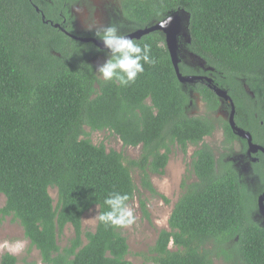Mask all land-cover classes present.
Here are the masks:
<instances>
[{"label": "trees", "instance_id": "obj_1", "mask_svg": "<svg viewBox=\"0 0 264 264\" xmlns=\"http://www.w3.org/2000/svg\"><path fill=\"white\" fill-rule=\"evenodd\" d=\"M88 0H0V218L16 221L41 264H132L123 230L97 220L84 234L82 218L94 207L106 210L111 192L137 187L158 195L150 175H163L174 147L193 148L192 177L149 249L152 264H264V226L255 220L257 196L248 190L230 160L239 141L227 120L216 119L224 101L205 82H178L161 32L139 40L149 44L155 66L135 83L120 87L95 74L97 52L76 34L73 9ZM109 23L124 34L150 27L160 18L188 14V53L208 71L180 62L185 77H207L226 91L235 107L236 126L264 148V0H115ZM57 26V27H56ZM97 40V39H96ZM190 92L204 103V116H190ZM226 105V104H225ZM228 108L229 105H226ZM108 131L125 147H140V157L125 161L87 138ZM221 148L205 143L217 130ZM264 181V156L253 164ZM56 190L54 205L49 190ZM163 198V197H162ZM167 202L166 199H164ZM73 237L60 248L67 227ZM23 264H36L28 259ZM0 264H18L5 253Z\"/></svg>", "mask_w": 264, "mask_h": 264}, {"label": "rangeland", "instance_id": "obj_2", "mask_svg": "<svg viewBox=\"0 0 264 264\" xmlns=\"http://www.w3.org/2000/svg\"><path fill=\"white\" fill-rule=\"evenodd\" d=\"M89 3L83 7L73 9L74 31L76 34H89L87 31L89 25L95 24L96 27L102 28L108 25L109 11L117 6L115 0H88ZM178 58L180 62L186 66L199 68L205 71L204 63L188 53L186 50V39L181 36L178 41ZM105 57L101 56L97 60V66L104 62ZM190 116H204L205 106L197 94L190 92ZM224 102L220 107L216 119L227 120L230 109ZM87 138L94 145H103L107 151L113 150L122 154L123 159L127 162L140 157V147H125L121 141L108 131L92 132L89 128H85ZM223 141V135L218 129L212 137L206 138L205 143L212 149H220ZM193 148H189L187 154L184 155L179 147H174L169 156V161L164 169L163 175H150V182L158 195L152 194L144 190L140 183V172L137 169L131 170V175L137 187V192L130 205L134 208L135 223L123 230V236L126 238L129 255L127 259L132 264H152L149 260V249L153 246L158 233L167 228V222L172 212L174 204L181 195V183L184 179L192 177L189 174L190 161ZM215 150V157L218 152ZM246 150L242 149L240 142L233 144L231 158L238 170L243 182L247 184L250 191L258 193L264 192V181L258 182L257 176L253 177L250 171H253V164L246 156ZM263 187V188H262ZM262 188V189H260ZM260 189V190H259ZM259 190V191H258ZM49 194L56 204V190L50 189ZM163 197V198H162ZM167 202H165V200ZM5 198L0 194V210L4 207ZM98 214V208L94 207L84 214L82 218V242L85 243L84 234L86 232H94L97 220L93 219ZM255 220L264 226V218L256 211ZM73 237L71 227H67L63 235L58 240L60 248L67 246L69 239ZM10 253L18 259V264H23V259L30 262L40 263L39 253L35 249L29 247V242L24 238L20 225L11 217L0 218V259L3 254ZM214 264H221L215 262Z\"/></svg>", "mask_w": 264, "mask_h": 264}, {"label": "clouds", "instance_id": "obj_3", "mask_svg": "<svg viewBox=\"0 0 264 264\" xmlns=\"http://www.w3.org/2000/svg\"><path fill=\"white\" fill-rule=\"evenodd\" d=\"M171 21L172 17L167 16L160 18L157 23L163 29L167 28ZM86 30L93 33L103 46L96 49L97 52L104 53L105 59L97 66L95 74L104 82H114L120 87H127L144 73L145 65L155 66L157 63L156 57L152 55L151 45H141L131 35L124 34L116 23H109L102 28L92 24ZM130 199L126 193H109L103 201L106 210L98 212L93 219L115 229L133 225L136 218L134 208L128 203Z\"/></svg>", "mask_w": 264, "mask_h": 264}, {"label": "water", "instance_id": "obj_4", "mask_svg": "<svg viewBox=\"0 0 264 264\" xmlns=\"http://www.w3.org/2000/svg\"><path fill=\"white\" fill-rule=\"evenodd\" d=\"M169 16L172 17L171 23L168 25L167 28H160L159 24L156 23L150 27L144 28L137 30L133 33H130L128 35H131L132 38L135 40H139L141 37L152 33V32H161L164 35L165 38V45L166 49L168 51L170 61L172 64V67L174 69V72L176 74V77L178 79V82L181 85H192L197 81H205L209 87L214 91V93L217 95V97L227 104L230 105V113L228 116V124L233 131V133L241 139L246 140L247 146H248V155L251 154H256L258 152L262 153L264 156V148L255 145L252 142V137L251 135L244 131L243 129L239 128L235 124V107L234 104L231 102L230 97L228 96L226 91H223L219 88L212 87L211 86V80L207 77H185L182 76L180 71H179V64H180V59L178 58V41L181 36L186 39V43L190 42V37L188 34V20L189 16L187 13L184 11H178L170 14ZM57 27V26H56ZM69 37H72L75 40H78L79 42L82 43H92L95 45L97 48H102L103 46L100 44V42L94 38H82V37H76V36H71L68 35ZM258 213L264 218V194H262L259 199H258Z\"/></svg>", "mask_w": 264, "mask_h": 264}, {"label": "flooded vegetation", "instance_id": "obj_5", "mask_svg": "<svg viewBox=\"0 0 264 264\" xmlns=\"http://www.w3.org/2000/svg\"><path fill=\"white\" fill-rule=\"evenodd\" d=\"M198 82H205L204 80L203 81H198ZM206 83V82H205ZM227 122H228V119H227ZM242 129V128H241ZM244 130V129H243ZM245 131V130H244ZM247 132V131H246ZM222 133V132H221ZM249 133V132H248ZM215 134V133H214ZM250 134V133H249ZM238 138V137H237ZM238 139H240V140H243V141H245L246 142V140H244V139H241V138H238ZM236 142H239V141H236ZM236 142H234V143H236ZM233 143V144H234ZM233 144H232V150H233ZM241 144V143H240ZM246 145H247V142H246ZM241 146H242V144H241ZM243 147V146H242ZM216 150V149H215ZM247 151H248V146H247V148H246V156H247V158L248 159H250L251 160V163H256V162H258L259 161V153L260 152H258V153H256V154H251V155H248V153H247ZM262 154V153H261ZM232 155V154H231ZM263 155V154H262ZM192 156V155H191ZM230 160L232 161V163H234L233 162V159L230 157ZM191 162V161H190ZM234 167H235V164H234ZM235 169H236V167H235ZM237 170V169H236ZM238 171V170H237ZM238 174H239V172H238ZM250 174L254 177L255 176V174H254V170L253 171H250ZM239 176H240V174H239ZM256 177V176H255ZM258 178V177H257ZM241 179H242V177H241ZM242 182H243V179H242ZM258 182L259 183H261V181H260V179L258 178ZM244 183V182H243ZM247 185V184H246ZM247 188H248V190H250L249 189V187L247 186ZM263 188V187H262ZM262 188H260V189H262ZM259 189V190H260ZM258 190V191H259ZM262 194H264V192H262ZM261 194V195H262ZM261 195H258L257 196V202H258V199H259V197L261 196ZM258 211V210H257Z\"/></svg>", "mask_w": 264, "mask_h": 264}]
</instances>
